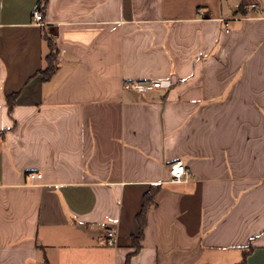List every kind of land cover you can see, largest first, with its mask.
Returning <instances> with one entry per match:
<instances>
[{
  "label": "crops",
  "instance_id": "0c3cea01",
  "mask_svg": "<svg viewBox=\"0 0 264 264\" xmlns=\"http://www.w3.org/2000/svg\"><path fill=\"white\" fill-rule=\"evenodd\" d=\"M41 1L0 0V264H264V0Z\"/></svg>",
  "mask_w": 264,
  "mask_h": 264
},
{
  "label": "built area",
  "instance_id": "2783aa9c",
  "mask_svg": "<svg viewBox=\"0 0 264 264\" xmlns=\"http://www.w3.org/2000/svg\"><path fill=\"white\" fill-rule=\"evenodd\" d=\"M33 22L35 24L43 25L45 22L43 12L40 8H36L33 12ZM163 87V83L160 81L151 82H126L123 85L125 90H133L139 94H147L157 91ZM171 181L174 183H182L188 180L190 172L187 170L185 163L182 160L176 161L170 166ZM32 178H40L41 175H31ZM107 242L110 246H115L117 242V231L115 229H108Z\"/></svg>",
  "mask_w": 264,
  "mask_h": 264
},
{
  "label": "trees",
  "instance_id": "16d2710c",
  "mask_svg": "<svg viewBox=\"0 0 264 264\" xmlns=\"http://www.w3.org/2000/svg\"><path fill=\"white\" fill-rule=\"evenodd\" d=\"M47 3H48V0H44L43 2L41 1L38 8H40L41 11L44 12V10L46 9ZM242 10H243V8H242ZM43 35H44V39L47 43V47H48L49 51H48V54H47L46 59H45V67L40 71V74H41L43 80L47 81L53 76V74L56 71V61H57L59 53H58V48H57L54 36L49 31H47L46 29H44ZM17 96L18 95L15 94V95L8 98V104H9L10 111L13 110V107L16 103ZM152 196H153V194L151 192L147 195V199L151 198ZM149 206L150 205H148V200H147L143 206V209H142L140 215H139L140 225H141V233H140L139 238H142L144 236V228H145V223H146L145 218H146V212H147ZM249 249H251V247ZM136 251H137V239H136ZM246 255H248V252L246 253ZM245 263H246V256H245V258L241 264H245Z\"/></svg>",
  "mask_w": 264,
  "mask_h": 264
}]
</instances>
